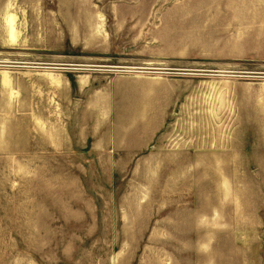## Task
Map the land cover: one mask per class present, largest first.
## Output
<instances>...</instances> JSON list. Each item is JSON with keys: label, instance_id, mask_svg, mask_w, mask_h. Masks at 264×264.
<instances>
[{"label": "rangeland", "instance_id": "obj_1", "mask_svg": "<svg viewBox=\"0 0 264 264\" xmlns=\"http://www.w3.org/2000/svg\"><path fill=\"white\" fill-rule=\"evenodd\" d=\"M0 264H264V0H0Z\"/></svg>", "mask_w": 264, "mask_h": 264}, {"label": "crops", "instance_id": "obj_2", "mask_svg": "<svg viewBox=\"0 0 264 264\" xmlns=\"http://www.w3.org/2000/svg\"><path fill=\"white\" fill-rule=\"evenodd\" d=\"M147 85L149 86V87H151V88H147L146 89V92H151L150 93V95H154V97H156V94L154 93V92H159L158 91V88H156V87H154L155 85L157 86V85H159V84H156V82L154 81V82H148L147 83Z\"/></svg>", "mask_w": 264, "mask_h": 264}]
</instances>
